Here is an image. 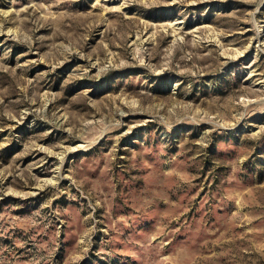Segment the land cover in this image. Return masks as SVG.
<instances>
[{"label":"rangeland","instance_id":"374dc122","mask_svg":"<svg viewBox=\"0 0 264 264\" xmlns=\"http://www.w3.org/2000/svg\"><path fill=\"white\" fill-rule=\"evenodd\" d=\"M0 264H264V0H0Z\"/></svg>","mask_w":264,"mask_h":264}]
</instances>
